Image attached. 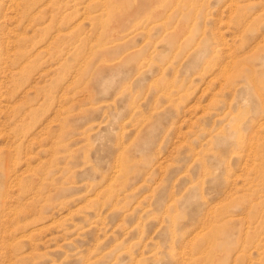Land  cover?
Masks as SVG:
<instances>
[{"label": "rangeland", "instance_id": "obj_1", "mask_svg": "<svg viewBox=\"0 0 264 264\" xmlns=\"http://www.w3.org/2000/svg\"><path fill=\"white\" fill-rule=\"evenodd\" d=\"M0 264H264V0H0Z\"/></svg>", "mask_w": 264, "mask_h": 264}]
</instances>
